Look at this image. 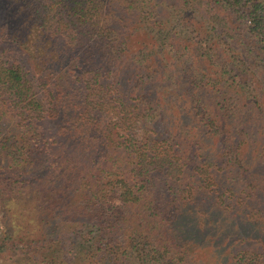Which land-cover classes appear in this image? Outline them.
<instances>
[{
	"label": "trees",
	"instance_id": "1",
	"mask_svg": "<svg viewBox=\"0 0 264 264\" xmlns=\"http://www.w3.org/2000/svg\"><path fill=\"white\" fill-rule=\"evenodd\" d=\"M0 1V264H264V0Z\"/></svg>",
	"mask_w": 264,
	"mask_h": 264
},
{
	"label": "rangeland",
	"instance_id": "2",
	"mask_svg": "<svg viewBox=\"0 0 264 264\" xmlns=\"http://www.w3.org/2000/svg\"><path fill=\"white\" fill-rule=\"evenodd\" d=\"M13 15V10L10 7H4L0 1V46L5 51L8 59H15L28 70L27 75L31 77V79H33L34 88L39 94L40 88L39 85L35 82L34 70L41 69V67L43 68V64L49 63V61H53V59L47 60V57L50 56V58H55L54 42H51V44H49V42L42 40V37L38 34L35 35L36 38L34 37V34L33 37L29 36V30L23 23V20H19L16 16ZM46 72L47 71H45V74ZM115 153L117 154L118 152L115 151ZM118 161L122 162L125 165L128 164L126 155L120 151ZM254 219L264 221V218ZM253 222H255L258 226L255 231H252V234L254 236L253 241L259 238L260 241L264 243V222ZM0 228L2 230H5L1 221ZM257 245L260 246L261 243H259L258 241ZM201 251L203 252V250ZM261 251H263L264 254V249H261ZM12 255L13 249L11 248V246L5 245L0 256L6 259ZM65 258H67V256Z\"/></svg>",
	"mask_w": 264,
	"mask_h": 264
}]
</instances>
